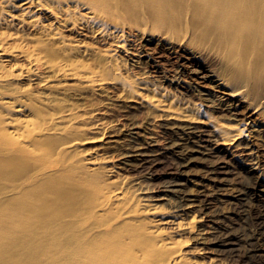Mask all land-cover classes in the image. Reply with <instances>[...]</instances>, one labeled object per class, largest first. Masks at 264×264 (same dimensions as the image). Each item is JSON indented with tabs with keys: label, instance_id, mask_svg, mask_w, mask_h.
Masks as SVG:
<instances>
[{
	"label": "bare ground",
	"instance_id": "6f19581e",
	"mask_svg": "<svg viewBox=\"0 0 264 264\" xmlns=\"http://www.w3.org/2000/svg\"><path fill=\"white\" fill-rule=\"evenodd\" d=\"M128 43L144 47L136 52L148 61L168 58L217 84L234 104L209 97L207 111L148 75L120 79L130 100L233 154L255 150L248 120L264 126V0H0V264H204L183 242L203 230L187 216L182 182L172 179L160 198L171 209L150 205L143 182L131 190L110 161L78 153L75 134L97 123L58 96L65 79L88 87L119 80L114 62ZM164 77L184 81L177 72ZM218 111L235 117L210 113ZM249 165L261 170L256 160ZM208 259L225 264L217 254Z\"/></svg>",
	"mask_w": 264,
	"mask_h": 264
},
{
	"label": "rangeland",
	"instance_id": "374dc122",
	"mask_svg": "<svg viewBox=\"0 0 264 264\" xmlns=\"http://www.w3.org/2000/svg\"><path fill=\"white\" fill-rule=\"evenodd\" d=\"M89 42L93 41L89 39ZM127 48L128 52L119 51L116 54L114 65H119L120 68L122 66L117 75L119 80L88 87L75 79H65L61 82L63 95L55 92L60 98L78 105L79 114H86V117L92 114L89 123H97L94 129L83 136L75 134L82 140L78 153L88 159L93 157L110 161L111 165L108 167L126 177L131 190L137 187L136 182H143L141 184L150 188V205L165 210L171 209V204L160 198L170 182L180 180L183 192L187 195L186 203H192L187 216L201 220L199 229L203 230L202 238L197 237V233L190 238H183L187 246L185 249L199 263L210 264L209 255L217 254L225 264H264V191L260 187L264 185V126L260 121L253 123L255 117L248 120V126L252 130L249 131V140L255 145V150L238 156L219 147L216 137L206 141L208 138L191 129L187 122L165 118L145 104L141 105L138 99L130 100V92L124 89L120 79L139 83V80L148 75L150 84L165 87L182 100L201 104L207 111L209 97L226 107L234 104L217 84L202 82L181 64L170 62L168 58L159 64L148 61L142 55H137V50H144L140 44L128 43ZM120 55L126 56L122 58ZM136 55L139 57H135ZM164 67L167 68V73L160 70ZM176 72L184 79L179 86L166 81L164 77L165 74L172 75ZM66 88L69 90H65ZM210 113L215 118L219 117L218 119L235 117L227 111ZM237 118L240 119L237 121L239 123L244 120V116ZM254 160L259 163L261 170L252 173L249 164ZM101 171L106 172L105 169Z\"/></svg>",
	"mask_w": 264,
	"mask_h": 264
}]
</instances>
